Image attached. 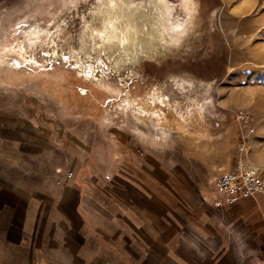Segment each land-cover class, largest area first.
Wrapping results in <instances>:
<instances>
[{"label":"rangeland","instance_id":"obj_1","mask_svg":"<svg viewBox=\"0 0 264 264\" xmlns=\"http://www.w3.org/2000/svg\"><path fill=\"white\" fill-rule=\"evenodd\" d=\"M239 110L264 138V0H0V264H244Z\"/></svg>","mask_w":264,"mask_h":264},{"label":"crops","instance_id":"obj_2","mask_svg":"<svg viewBox=\"0 0 264 264\" xmlns=\"http://www.w3.org/2000/svg\"><path fill=\"white\" fill-rule=\"evenodd\" d=\"M244 141L245 139L242 142ZM248 144L251 148L252 146L263 145L264 138L258 136L257 132H255L253 136L247 139ZM240 162L247 165L253 164L250 156L245 159L237 155L229 169L235 168ZM261 168H264V165ZM222 200L220 206H215V210L216 219L219 220V223L225 224L227 239L232 242V245L227 244V252H231L234 260H244V264H264V194L244 198L232 204L224 199ZM232 221L236 222L241 236L235 230L232 231L231 229V232H229L230 227H228V224ZM242 239L247 241V243L242 244ZM168 257L170 264H191L186 260L176 259L174 254H172V250L168 253ZM176 257L179 256L176 255Z\"/></svg>","mask_w":264,"mask_h":264},{"label":"built area","instance_id":"obj_3","mask_svg":"<svg viewBox=\"0 0 264 264\" xmlns=\"http://www.w3.org/2000/svg\"><path fill=\"white\" fill-rule=\"evenodd\" d=\"M237 120L244 125V142L238 147L241 154L247 153V139L256 132L253 116L245 110L236 113ZM215 191L228 203H235L244 198L264 194V179L258 168L240 162L235 168L224 171L216 182Z\"/></svg>","mask_w":264,"mask_h":264}]
</instances>
